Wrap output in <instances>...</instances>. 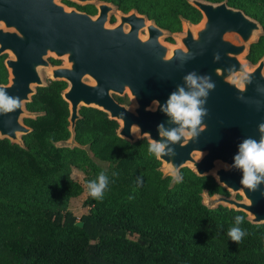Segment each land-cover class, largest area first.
<instances>
[{
	"label": "trees",
	"instance_id": "obj_1",
	"mask_svg": "<svg viewBox=\"0 0 264 264\" xmlns=\"http://www.w3.org/2000/svg\"><path fill=\"white\" fill-rule=\"evenodd\" d=\"M103 1L135 10L168 33L202 18L190 0ZM202 1L225 2L255 20L261 34L246 59L256 64L264 57V0ZM4 60L0 55V85L9 76ZM63 88L58 82L36 88L25 104L36 116L23 120L31 131L22 145L0 139V264H264V224H251L241 211L205 207L204 192L228 197V191L188 168L174 183L148 152L149 142L118 137V123L105 113L80 108L76 146H57L71 138ZM73 166L87 167L83 183L70 178ZM101 171L109 183L98 200L86 184ZM84 191L88 212L78 222L67 202ZM237 215L247 233L238 244L227 235Z\"/></svg>",
	"mask_w": 264,
	"mask_h": 264
},
{
	"label": "water",
	"instance_id": "obj_2",
	"mask_svg": "<svg viewBox=\"0 0 264 264\" xmlns=\"http://www.w3.org/2000/svg\"><path fill=\"white\" fill-rule=\"evenodd\" d=\"M190 4L201 12V20L204 19L205 23L193 36L188 22H184L188 24L180 39L184 49H170L159 42L165 31L136 12L129 17L134 21L130 33L124 35L121 30H105L103 18L94 21L84 14L64 12L54 0H0V22L14 30L5 32L0 29V55L7 50L14 56L4 62L9 77L8 83L0 88L10 96L20 98L18 109L0 114V139L22 145L21 136L31 131L20 121V116L26 110L25 104L35 94L34 85L43 86L37 69L39 66L48 67L44 56L47 50L55 47L59 52L69 53L68 59L73 62L71 70L53 71L55 77L71 80V88L62 93L68 103L71 147L76 146L74 126L80 118L78 112L82 106L106 112L118 123V137L128 142L143 138L149 142L147 133L159 140L157 125L162 122L166 127L171 125L158 105L149 108L153 101L164 104L176 86L183 83L182 78L188 72L207 74L216 87L209 93L205 105L208 109V115L203 119L205 130L193 141L170 145L175 156L157 160L171 171L187 168L188 164V169L196 176H212L228 193L241 192L245 200L239 202L204 192L202 203L208 209L223 206L243 212L251 224H264V196L261 195L264 184L258 191H250L240 184L239 170L226 168L232 165L242 139H259L257 126L264 122V92L256 90L258 84L264 86V57L250 72L247 71L252 83L245 90L240 91L227 80L237 70H245L237 56L248 53L252 34L261 28L255 20L225 2L190 0ZM144 27L148 38L140 40L139 31ZM228 34L239 36L241 44L235 45L227 40ZM216 53L220 55L219 61L213 59ZM231 66L234 70L229 73L227 69ZM83 73L97 76L99 85L93 88L83 84L80 78ZM125 89L135 100L132 111L117 104L108 94L109 90L122 94ZM238 96L244 99H237ZM27 114L36 116L28 111ZM133 127L138 129L139 139H135ZM19 135L20 143L17 141ZM195 152L202 156L196 159ZM212 171L214 176L210 173ZM77 225L82 227V223Z\"/></svg>",
	"mask_w": 264,
	"mask_h": 264
},
{
	"label": "clouds",
	"instance_id": "obj_3",
	"mask_svg": "<svg viewBox=\"0 0 264 264\" xmlns=\"http://www.w3.org/2000/svg\"><path fill=\"white\" fill-rule=\"evenodd\" d=\"M214 61L220 60L219 53L214 54ZM234 66L227 69L232 73ZM183 83L178 84L172 91L164 104L153 101L158 105L160 111L168 118L167 123L171 126L166 127L165 122L157 125V132L160 139L150 137L148 152L157 158L164 156H175V150L170 145L181 143L182 141H193L206 128L203 119L208 115L205 107L208 95L215 90L216 84L210 75H200L195 71L188 72L183 78ZM252 83L251 75L245 70H237L234 84L240 90H245L248 84ZM258 92H264V86L257 85ZM237 99L243 100L242 96ZM20 107V98L10 96L4 88H0V114L11 113ZM259 139L246 137L238 144L237 153L233 157L232 165L228 166L239 170L241 173L240 184L250 191H258L259 186L264 184V122L258 124ZM174 183L182 181L183 177L178 170L171 173ZM141 181L138 179V183ZM109 183L108 176L101 171L96 179L88 181L86 188L88 194L94 199H102L105 189ZM264 196V192H261ZM244 222V217L237 215L235 223L229 228L227 235L229 239L238 244L247 234L240 225Z\"/></svg>",
	"mask_w": 264,
	"mask_h": 264
},
{
	"label": "flooded vegetation",
	"instance_id": "obj_4",
	"mask_svg": "<svg viewBox=\"0 0 264 264\" xmlns=\"http://www.w3.org/2000/svg\"><path fill=\"white\" fill-rule=\"evenodd\" d=\"M56 5H58V4H56ZM58 6H61L63 8L64 12L68 13V12L74 11V12H77L80 14H84L94 21L98 20L99 18H103L102 26L105 30H116V31L121 30L124 35L130 33L131 27H132V24H134V21L130 20L129 17H130L132 12H134V13L136 12L135 10H130V11L124 12V11L118 9L117 6H115L114 4H112L110 2L103 1V0H82V1H79V0H63L62 4H60ZM139 15H141V14H139ZM148 21L153 23V21H151V20H148ZM106 24H107V26H106ZM153 24L155 26H157L155 23H153ZM188 24L193 25L190 23H188ZM195 25H197V24H195ZM144 28H142L140 31L143 32ZM161 30H163V29H161ZM181 30H182V27H181ZM5 32H7V31H5ZM165 32H167V31H165ZM180 32H178V33H180ZM169 34H176V33H169ZM147 38H148V36H147ZM169 39L170 38L168 37L166 41L172 43V40L169 41ZM7 52H9V51L6 50L2 54L5 56V60L8 59L6 56ZM47 54H51V55L55 56L56 59H50V60L46 61L48 64V68H49V70H48L49 74L48 75H49L50 79L46 81L45 85L40 86V87H45L50 82L61 83L64 85V88L61 90V93H60L61 98H62V93L68 91L71 88V84H70L71 80H70V78L63 77V76L62 77H58V76L55 77L53 71L56 69H63V68L71 70L73 62L69 61V59H68L69 53L59 52L56 47L53 50H50V49L47 50L46 55ZM64 56L67 58V62L69 63V65L67 67L63 66V63L60 60ZM5 60H4V62H5ZM80 78H81L82 83L85 84L86 86H91L94 88V87H97L99 85V81L97 79V76L96 77L91 76L89 73H83ZM87 80H90V83H88ZM7 83H8V80H7ZM40 87L36 86V88H40ZM125 90L123 91L122 94L114 92L113 90H109L108 94L117 104L125 106V107H129L130 100H129L127 94L125 93ZM63 101H65V100L63 99ZM67 106H68V103H67ZM82 107H80V108H82ZM86 108H90V107H86ZM99 111H101V110H99ZM101 112L105 113L109 120H114V119H110L109 115L106 112H104V111H101ZM114 121H116V120H114Z\"/></svg>",
	"mask_w": 264,
	"mask_h": 264
},
{
	"label": "rangeland",
	"instance_id": "obj_5",
	"mask_svg": "<svg viewBox=\"0 0 264 264\" xmlns=\"http://www.w3.org/2000/svg\"><path fill=\"white\" fill-rule=\"evenodd\" d=\"M54 2L58 5L62 4L63 0H54ZM107 26V24H106ZM188 24L186 25L185 23L182 24V30L180 33H176V34H169L167 32H165L161 37H159V42L162 44V45H165L167 46V48H170L168 45H174L173 48H170V49H174V48H182L184 49V46L183 44L181 43L180 39L185 35L186 33V28H187ZM0 29L4 30V31H9V32H13L14 30L12 28H5L4 24L2 22H0ZM195 28L194 27H191V31H193ZM261 34V30L260 31H255L250 40H249V43H253L255 42L258 37L260 36ZM147 36H148V33H147V30H146V27L143 29V32L142 31H139V38L140 40H146L147 39ZM170 38L172 40V43L171 42H167V38ZM226 39L229 40L231 43L235 44V45H239L241 44V40L239 38V36H237L236 34H228L226 35ZM246 55H247V52L245 53H241L239 54L237 57L239 58L240 62L244 64V68L246 71L250 72L254 67H255V64H250L247 59H246ZM7 58H10V59H14V56L13 54H11V52H7L6 54ZM168 57V56H166ZM44 59L46 61L50 60V59H56L55 56L51 55V54H47ZM63 63V66L67 67L69 65V63L67 62V58L64 56L60 59ZM49 68L48 67H43V66H39L38 69H37V72H38V75L43 83V85L46 84V81L49 80V72H48ZM235 74H232L230 75L227 80L231 83H234V79H235ZM88 83H90V80H87ZM36 89V85H34V91ZM125 93L127 94L129 100H130V103H129V110H133L136 106L135 104V100H134V97L131 96V94L129 93V91L126 89L125 90ZM156 106V104H152L149 108L151 109H154ZM29 113V112H28ZM33 118L34 116L31 115V114H27V111L24 110V112L21 114L20 116V121L23 123V120L26 119V118ZM133 135L135 137V139H139V132H138V129L136 127H133ZM147 141L146 138H143ZM17 141L20 143V135L18 136V139ZM57 146L61 147V146H66V147H71V142L70 140H67L65 142H62V143H58L56 144ZM194 156L196 159H199L202 154L199 153V152H195L194 153ZM165 164L163 162H161V166H160V169L162 171V173L165 175V176H171V170L170 169H165L164 168ZM187 168L190 169V166L187 164L186 165ZM86 172H88V169L87 167H84V168H81V167H77V166H73L71 167L70 169V178L74 181V182H78V183H83V179H85L86 177ZM212 177V176H211ZM87 197V194H86V191H84L79 197H74V198H71L68 202H67V210L70 211L76 218H77V221L79 222L80 220V217L84 214H86L88 212V208H86L83 203H84V200L85 198ZM229 198H232L236 201H239V202H243L245 201L241 192H237V193H233L231 191H229ZM203 201L206 202V199L203 198Z\"/></svg>",
	"mask_w": 264,
	"mask_h": 264
},
{
	"label": "bare ground",
	"instance_id": "obj_6",
	"mask_svg": "<svg viewBox=\"0 0 264 264\" xmlns=\"http://www.w3.org/2000/svg\"><path fill=\"white\" fill-rule=\"evenodd\" d=\"M205 23V20L202 19L201 22L197 25H189L190 27H194L195 29L192 31L193 36L196 35L198 29L202 28ZM148 24V23H147ZM170 48H173L174 45H168ZM170 54V52L168 53ZM190 166V165H189ZM214 176V171L210 172Z\"/></svg>",
	"mask_w": 264,
	"mask_h": 264
}]
</instances>
